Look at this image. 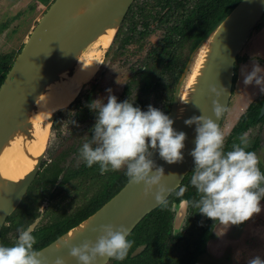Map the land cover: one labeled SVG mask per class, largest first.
<instances>
[{
	"label": "water",
	"instance_id": "obj_1",
	"mask_svg": "<svg viewBox=\"0 0 264 264\" xmlns=\"http://www.w3.org/2000/svg\"><path fill=\"white\" fill-rule=\"evenodd\" d=\"M85 1L54 0L15 59L0 87V149L18 128L21 121L25 119L31 104L43 88L56 78V74L61 69L68 67L76 55L83 57L103 28L117 20V31L114 38L116 37L134 0H98L87 11L77 14ZM263 17L264 0H242L219 23L203 44L193 52H200L209 43V52L203 63L201 76L192 94L185 118L177 120V112L187 77L194 67L193 65L188 72L189 63L179 80L181 84L182 79H184L183 85L176 89L168 115L174 120L173 128L178 132L186 133L185 148L182 150L184 159L176 164H168L160 158L158 150H152L151 159L157 166L163 167L165 170L164 183L171 190L168 198L181 187L184 179L195 166L190 152L195 147L196 125L187 126L184 121L202 114L216 119L212 111V101L216 97L210 91L213 85L226 89L219 99L227 110L233 90L237 57ZM186 74H188L187 77ZM69 106L55 110L50 118L44 122L43 128L48 127V135L56 118ZM226 110L221 119L216 121L220 125ZM263 116L264 104L259 117L262 118ZM44 156L45 152L21 182L18 184L11 182L10 187H7L6 191L0 194V233L7 218L15 212L37 177ZM184 203L186 204L185 214L179 221L181 205ZM160 206L154 198L146 199L142 195V186L128 182L96 213L40 251L48 258L49 264H55L58 256L63 257L66 264H78L69 255V249L62 247L63 241L68 239L69 233H73L72 244L74 245H79L88 239L95 240L98 233L93 230L104 224L127 226L130 235L146 216ZM188 209L189 205L186 200L173 206L174 236L181 233L188 215ZM33 224L37 226V221ZM81 225H86V229L79 231ZM144 249L145 246L138 247L131 257L138 256ZM100 264H104V261H100Z\"/></svg>",
	"mask_w": 264,
	"mask_h": 264
},
{
	"label": "clouds",
	"instance_id": "obj_2",
	"mask_svg": "<svg viewBox=\"0 0 264 264\" xmlns=\"http://www.w3.org/2000/svg\"><path fill=\"white\" fill-rule=\"evenodd\" d=\"M245 86L259 87L264 94V68L256 62L250 71L242 70ZM216 97L212 111L216 119L207 115L193 116L185 125H196L195 147L190 152L194 159L190 185L196 189L198 199L190 202L202 215L228 228L240 225L261 212L264 199V173L254 151H247L248 134L239 137L230 151H225V131L220 120L226 108L220 97L226 91L213 85L210 89ZM107 103L93 100L87 105L96 113L91 137L79 149V156L87 167L99 166L103 175L108 171L125 169L130 184L142 186V195L154 198L158 205L167 207L169 187L164 183L165 170L151 159L152 150L168 164L184 159L186 133L173 128L174 120L161 110L149 105L147 111L135 107L133 102H118L108 90ZM185 101L183 103H187ZM73 123H75L73 121ZM186 189L180 187L177 196H183ZM38 223V221H37ZM36 224L18 229V238L12 246L0 245V264H49L42 251L34 248L37 243L33 235ZM81 225L80 230H85ZM98 233L95 240L72 244L74 236L63 241L62 247L69 249V255L78 264H100L109 260L123 261L129 254L132 242L127 238L129 228L124 225L104 224L93 230ZM55 264H66L63 257H57ZM247 264H264L260 256L252 257Z\"/></svg>",
	"mask_w": 264,
	"mask_h": 264
},
{
	"label": "trees",
	"instance_id": "obj_3",
	"mask_svg": "<svg viewBox=\"0 0 264 264\" xmlns=\"http://www.w3.org/2000/svg\"><path fill=\"white\" fill-rule=\"evenodd\" d=\"M53 1L45 0L42 3L48 5ZM206 1L207 3L204 5V14L198 19V27L193 34L195 39L190 48L191 53L195 52L203 44L219 23L227 17L242 0ZM151 8H153V6H151V4L149 5L147 2L144 3V6L137 4L131 7L123 19V24L118 30L116 39L123 31V28L125 31L124 33L126 34L125 43L127 45L137 44L146 39L150 34V23H153L156 17L153 14L151 16L148 15L151 12ZM263 22L264 17L255 30L261 28ZM139 26L141 27L140 29ZM176 43L177 36L170 34L166 35L160 44L150 48L146 57L142 61V65L135 70L132 80L127 84L124 91V95L126 93L129 95L133 89L137 90V96L134 98L135 103H133L135 107L143 109L147 104L148 98L152 96L154 98L162 96L168 108L171 106V103L174 100L173 93L175 91V88L173 87L176 86L180 80L187 63L185 62L183 65L178 66L176 59ZM15 59V56L0 58V87L12 68ZM245 61L246 60L240 55L237 57L233 88L237 82V66L240 62L243 64ZM163 74H175L174 77L176 82L174 85L169 88L165 86L166 89L170 90L171 95H168L166 92L162 91L163 89H161L163 86H161L160 75ZM91 92L94 91L91 90ZM92 101L93 97L89 94L85 103L82 104L79 96L66 111L78 107L79 111L76 113L75 121L77 122L84 117H90L89 123L91 124L90 126L93 127L96 121V113H93L94 111L87 107ZM263 104L264 94H261L248 106L246 112L240 117L239 121L228 136L225 144V151H230L234 143L240 142L239 137L244 133H247L251 128L257 126L264 127V117L259 118ZM57 120L54 121L53 128L57 125ZM259 145L260 142L257 140L253 146H248L246 150L254 151L256 153ZM258 167L261 172L264 173V164L261 161H259ZM193 170L194 167L181 185V187L186 189L184 195H176L179 191V187L168 198L167 207L160 206L146 216V218L128 237L132 242V247L130 248L126 259L123 261L112 260L113 264H198L203 257L208 255V243L214 238V231L219 222L207 218L199 213L198 209L191 206L190 202L194 199H198L196 189L190 185ZM83 171H89V173L93 174L90 175L93 179H98L97 176H100L98 182L102 181L100 184L101 187L98 186V188L100 187L99 190L90 197L86 206H81L70 214H64L50 224L37 227L33 232L37 241L34 248L41 250L56 241L69 230L78 226L101 209L128 183L125 169L122 172L108 171L103 174L104 177H102L103 175L100 173L98 165L89 168L85 164ZM60 173L61 170L55 169L53 171L52 179L50 180V187L48 189L49 193L47 194L49 197L54 195V192L52 191ZM183 200H186L190 207V214L187 221L188 225L186 226L185 231L178 236H174L173 206L179 204ZM260 202L264 203V199H261ZM36 218L37 215L26 214L22 208H18L7 219L6 223L10 222L11 226L7 227L4 225L0 233V245L12 246L16 240L14 242L6 240L5 236L7 231L13 228H26ZM140 246H145L143 252L136 257H131L132 253Z\"/></svg>",
	"mask_w": 264,
	"mask_h": 264
},
{
	"label": "rangeland",
	"instance_id": "obj_4",
	"mask_svg": "<svg viewBox=\"0 0 264 264\" xmlns=\"http://www.w3.org/2000/svg\"><path fill=\"white\" fill-rule=\"evenodd\" d=\"M44 1L0 0V58L9 56L17 58L31 32L52 3L44 5L42 4ZM140 1L143 0H135L133 3L136 4ZM124 32L117 39L115 37L111 45L104 50L101 67L96 75V81H94L97 82L94 100H102L105 104L107 103L109 89H111V94L117 97L118 102L124 101V88L131 78V68L136 66L145 56L148 48L161 38V32L156 31L148 41L124 48ZM198 53L199 51L196 53H190V50L185 51V57L189 56L188 72L196 62ZM239 55L246 61L243 64L240 62L237 66V82L232 90L230 103L220 125L221 129L225 131V144L240 116L262 94L255 84L244 85L242 70H251L253 57H255L260 67L264 68V22L261 28L254 29ZM193 76L194 67L189 74L186 86L189 85L188 82L192 80ZM183 80L181 84L177 85L176 89L178 86L182 87ZM90 90L91 84H85L81 89L79 95L82 104L85 103L88 95L92 93ZM158 99L153 98L149 105L169 115L172 103L168 108L165 102ZM147 109L148 107L143 111H147ZM75 112L74 110L62 111L59 114L58 129L55 130L51 127L39 175L29 187L21 205L18 207L22 208L26 214L37 215V218L31 223L38 221L36 228L50 224L64 214L74 212L85 204L88 197L99 190L100 181L89 182L84 179V183L57 186V193L50 197L47 195L52 174L49 170L50 173L47 171L48 167L46 166L51 162V159L60 155L63 156L64 152L74 142V139L78 137L81 128L84 127L82 125L77 128L73 123ZM247 134L249 146H253L259 140L260 145L256 154L259 161L264 164V127H254ZM65 157L62 159V165L64 167L67 165L65 168L81 163L80 158L73 154L67 156L66 159ZM43 167L46 169L45 171ZM260 205L261 212L240 225H231L226 228L218 224L214 231V238L208 243V255L203 257L198 264H247L248 260L255 256L264 259V203L260 202ZM189 214L190 207L181 233L185 231L188 225ZM5 225L9 227L11 223ZM18 235V229L13 228L7 231L5 238L10 242H14L17 240ZM107 264H113V261L110 260Z\"/></svg>",
	"mask_w": 264,
	"mask_h": 264
},
{
	"label": "bare ground",
	"instance_id": "obj_5",
	"mask_svg": "<svg viewBox=\"0 0 264 264\" xmlns=\"http://www.w3.org/2000/svg\"><path fill=\"white\" fill-rule=\"evenodd\" d=\"M98 0H86L77 14L87 11ZM117 20L107 25L94 39L88 52L79 57L76 55L69 66L61 69L56 78L49 83L34 99L25 119L18 128L10 135L0 149V194L5 192L10 183L18 184L34 168L38 160L45 152L48 140V127L44 122L50 118L55 110L69 106L80 93L84 84L89 82L97 73L104 50L112 43L117 31ZM209 52V43L199 52L194 64V76L185 89L177 112V120H183L188 112L192 94L197 87L203 63ZM82 56V55H81ZM188 101L187 103H183ZM179 221L185 214L186 204L181 205ZM73 235V233H71ZM69 238V236H68Z\"/></svg>",
	"mask_w": 264,
	"mask_h": 264
},
{
	"label": "flooded vegetation",
	"instance_id": "obj_6",
	"mask_svg": "<svg viewBox=\"0 0 264 264\" xmlns=\"http://www.w3.org/2000/svg\"><path fill=\"white\" fill-rule=\"evenodd\" d=\"M145 2H147L149 5L151 4V6H153V8H151V10H150L151 12L150 13L148 12L149 13L148 15L151 16L153 14L156 17H155V20L153 21V23L152 22L150 23V27H151V29H149L150 34L147 36L146 39L142 40V42H139L137 44L146 42V40L148 41L149 38L153 34L156 33V31L161 32V38L156 43L151 45L148 48L145 56L140 60V62L136 66H133L131 68V78H130L128 83H130V81L132 80V78L134 76V73H135V70L139 66L142 65V61L146 57V55H147L148 51L150 50V48H152L153 46H155L157 44H160L162 42V40L164 39V37L166 35H169V34L177 36V43L175 45V47H177V57H176V59H177V62H178V66L183 65L185 62H187L186 66H185V69H186L187 64H188L189 56L185 57V51L186 50H190V48H191V46H192V44L194 42L195 37L193 36V34L195 33L196 28L198 27V19L204 14V9H205L204 5L207 3L206 0H143V1H140L138 3L135 2L136 4L132 3L130 8L135 6V5H137V4H141L142 6H144ZM42 4H44V3H42ZM44 5H46V4H44ZM130 8H129V10H130ZM140 28L141 27L139 26V29ZM123 31H124V28H123ZM125 37H126V34H125ZM130 45H132V44H130ZM127 46H129V45H127L125 43V38H124V48H126ZM190 53H191V51H190ZM100 67H101V65H100ZM100 67H99V69H100ZM99 69H98L97 73L99 72ZM97 73L95 74V76L89 82H87V84H91V90L94 91V92L91 93V95L93 96V100H94V96L96 95V89H97V82H94V81H96ZM174 75L175 74H173V75H171V74L170 75L169 74L160 75L161 86H163L161 89H163L162 91L166 92L168 95H171L170 94V90L166 89L165 86H167V88H169L172 85H174V83L176 82ZM178 83H179V81H178ZM178 83H177V85H178ZM177 85L174 86L173 88L176 89ZM126 86H125V88H126ZM125 88H124V91H125ZM136 93H137V90L133 89L129 95H127V93L124 95V99L123 100L124 101L128 100V101H131V102L135 103L134 98L137 96ZM79 94L77 95L75 100L80 96ZM174 95H175V91L173 93V97H174ZM153 98H154L153 96L149 97L146 106L143 109L141 108V110L146 109L148 107V105H149V102ZM157 98H159L158 100L164 102V98H162V96L161 97H156V99ZM67 109H65V111ZM73 110L76 111L75 112V116H76V113L79 111L78 107H75L74 109H72L70 111H73ZM260 112H261V110H260ZM93 113H95V112H93ZM75 116H74V119H73V121L75 122L74 124L76 125L77 128H78V126L81 127L82 125H84L83 129L81 128V132H79L78 137L74 139V142L69 146V148L66 150V152H64L63 156L60 155V156H57V157L51 159V162L46 166V167H48L47 171L49 170L51 172V174H53V171L55 169L56 170H61V173L57 177V181H56L54 189L52 191L54 193H57L56 192L57 186H61V185L64 186V185H67V184H73V185L75 184L76 185V184L84 183V179H87V181L91 182V181L98 180L99 177H100V176H97L98 179H93V178L90 177V175H93V174L89 173V171H87V172L83 171V167L85 165V162L82 161L80 156H79L80 147L82 146V144L85 142L86 139H89L91 137V129H92V127L90 126L91 124L89 123V121H90V119H89L90 117L89 116L90 115L88 116L89 118L84 117V118L80 119L77 122L75 121ZM59 118H60V116L57 117L58 120L56 119L57 120V125L54 127L55 130L58 129L59 120H60ZM239 119H238V121H239ZM72 154L77 156V157H79L81 163L79 165L68 166L67 168H65L67 165L65 167L62 165V162H63L62 159L65 157V155H66V157H65V159H66L67 156L72 155ZM43 169H44V167H43ZM40 170H41V168H40ZM40 170H39V172H40ZM45 170L46 169H44V171ZM120 171L122 172L123 169L122 170H118V171H111L110 170L109 172H120ZM39 172H38L37 176L39 175ZM102 177H104V175ZM101 183H102V181H100V184ZM49 186H50V182H49ZM90 197L87 198V200H86V202H85V204L83 206L87 205ZM20 205H21V203L19 204V206ZM6 222H7V220H6ZM6 222H5V224H6Z\"/></svg>",
	"mask_w": 264,
	"mask_h": 264
}]
</instances>
